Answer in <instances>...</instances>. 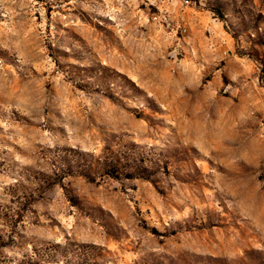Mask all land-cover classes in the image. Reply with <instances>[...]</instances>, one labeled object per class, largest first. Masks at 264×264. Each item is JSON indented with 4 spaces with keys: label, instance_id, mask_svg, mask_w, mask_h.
Listing matches in <instances>:
<instances>
[{
    "label": "rangeland",
    "instance_id": "rangeland-1",
    "mask_svg": "<svg viewBox=\"0 0 264 264\" xmlns=\"http://www.w3.org/2000/svg\"><path fill=\"white\" fill-rule=\"evenodd\" d=\"M0 264H264V0H0Z\"/></svg>",
    "mask_w": 264,
    "mask_h": 264
}]
</instances>
